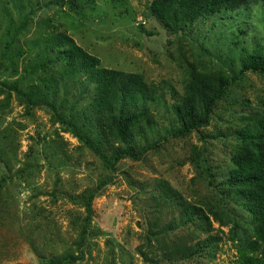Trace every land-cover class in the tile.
<instances>
[{"label":"rangeland","instance_id":"1","mask_svg":"<svg viewBox=\"0 0 264 264\" xmlns=\"http://www.w3.org/2000/svg\"><path fill=\"white\" fill-rule=\"evenodd\" d=\"M152 1L0 0V264L78 255L86 217L79 196L106 178L93 200L84 258L65 264H239V236L251 235L253 223L224 183L239 131L264 116L263 73L234 82L208 125L112 170L46 103L58 98L64 118L95 135L107 156L121 146L97 119L95 94L74 82L53 84L63 63L43 67L51 35L68 36L104 67L141 74L163 96L148 103L151 126L135 140L141 148L180 124L173 104L189 71L237 73L247 48L264 42V2L179 22L172 32L151 14ZM164 184L205 216L178 226L172 200L158 197ZM198 245L203 254L191 253Z\"/></svg>","mask_w":264,"mask_h":264},{"label":"trees","instance_id":"2","mask_svg":"<svg viewBox=\"0 0 264 264\" xmlns=\"http://www.w3.org/2000/svg\"><path fill=\"white\" fill-rule=\"evenodd\" d=\"M258 2L264 0H153L149 9L167 30L173 32L179 22L195 23L207 15L236 11ZM28 18L26 15L15 33L25 28ZM51 38L45 46L48 60H43V67L52 65L58 68L63 63V69H54L59 76L53 79V84L74 82L82 87V92H93L95 96L91 103L99 113L100 117L97 119L103 121L104 129L108 128L121 146L115 147L107 156L95 135L79 127L75 119L64 118L63 113L58 110L63 107L58 98L54 101L46 100V103L52 107L59 122L67 125L111 170L123 158L140 159L160 141L170 137H185L208 125L218 103L227 96L234 82L244 78L249 71L264 74V42L252 49L247 48L237 73L218 71L211 75H201L196 71H189L185 94L180 102L173 104L180 124L160 140L137 148V136L145 135V128L152 123L148 116V103L160 102L163 98L156 87L148 84L141 74L104 67L97 56L84 50L68 36L54 34ZM48 53L54 56L50 57L51 54ZM94 124L100 126L99 121ZM239 134L240 143L231 158L233 166L224 184L228 185L229 190L230 187L236 190L234 198L245 204L253 223V233L247 237L239 236L238 260L239 264H264V116L248 119L246 127ZM109 182L110 179L106 178L95 189L79 196L86 211L78 243L79 254L45 258L43 264H65L84 258L83 248L94 216L93 200L97 192ZM160 196L165 200L171 199L172 205L177 208L178 226H194L197 216H205L200 209L188 204L180 193H172L166 184L159 187L158 197ZM203 250L204 247L198 245L191 253L203 254ZM175 256L177 253L172 255Z\"/></svg>","mask_w":264,"mask_h":264}]
</instances>
